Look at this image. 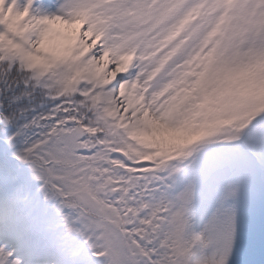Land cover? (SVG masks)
Returning <instances> with one entry per match:
<instances>
[{"label": "snow or ice", "instance_id": "snow-or-ice-1", "mask_svg": "<svg viewBox=\"0 0 264 264\" xmlns=\"http://www.w3.org/2000/svg\"><path fill=\"white\" fill-rule=\"evenodd\" d=\"M0 264H264V0H0Z\"/></svg>", "mask_w": 264, "mask_h": 264}]
</instances>
